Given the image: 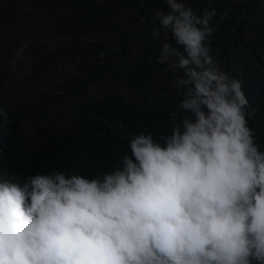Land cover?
<instances>
[{
  "label": "clouds",
  "instance_id": "9594fccd",
  "mask_svg": "<svg viewBox=\"0 0 264 264\" xmlns=\"http://www.w3.org/2000/svg\"><path fill=\"white\" fill-rule=\"evenodd\" d=\"M164 2L152 39L171 33L176 46L163 43L157 62L183 70L189 115L170 114L159 141L134 135L130 154L94 178L0 175V264H264V151L241 81L205 46L216 10Z\"/></svg>",
  "mask_w": 264,
  "mask_h": 264
},
{
  "label": "trees",
  "instance_id": "16d2710c",
  "mask_svg": "<svg viewBox=\"0 0 264 264\" xmlns=\"http://www.w3.org/2000/svg\"><path fill=\"white\" fill-rule=\"evenodd\" d=\"M183 2L198 16L216 10L205 46L241 81L264 151V0ZM156 11H169L164 0H0L2 178L22 184L55 170L94 178L130 154L134 135L159 141L170 114L189 115L178 107L183 70H169L174 57L157 62L163 43L176 44L171 33L152 39Z\"/></svg>",
  "mask_w": 264,
  "mask_h": 264
},
{
  "label": "rangeland",
  "instance_id": "374dc122",
  "mask_svg": "<svg viewBox=\"0 0 264 264\" xmlns=\"http://www.w3.org/2000/svg\"><path fill=\"white\" fill-rule=\"evenodd\" d=\"M14 65H15V63H14Z\"/></svg>",
  "mask_w": 264,
  "mask_h": 264
}]
</instances>
